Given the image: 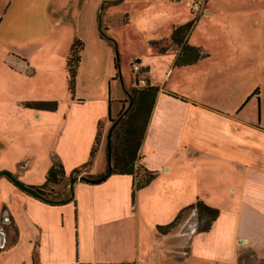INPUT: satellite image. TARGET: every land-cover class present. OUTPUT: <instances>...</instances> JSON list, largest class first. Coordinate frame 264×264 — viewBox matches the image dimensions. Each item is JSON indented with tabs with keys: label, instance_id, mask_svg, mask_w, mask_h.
<instances>
[{
	"label": "crops",
	"instance_id": "0c3cea01",
	"mask_svg": "<svg viewBox=\"0 0 264 264\" xmlns=\"http://www.w3.org/2000/svg\"><path fill=\"white\" fill-rule=\"evenodd\" d=\"M11 4L12 0H0L1 36ZM215 11L208 10L206 16ZM186 39L208 52L203 45L190 43L189 36ZM94 40L106 59L97 56L94 68L90 62L89 92L68 99L63 116L61 102L55 111L22 106L32 99L27 95L29 75L35 76L37 69L25 53L0 44V106L18 123L32 118L60 127L51 154L54 162L63 165L65 179L49 190L70 181L75 170L90 161L100 126L103 133L93 164L76 177L99 176L108 167L109 121L123 111L131 79L129 71L120 65L116 68L113 44L101 37ZM161 41L163 45L150 54L165 57L161 71L154 62L136 56L139 68L148 70L147 81L160 87L140 150L144 165L157 172V178L135 192L129 175L115 174L99 184L77 180L73 200L66 203L63 199L45 202L7 178L0 180V204L8 209L15 232L9 246L0 251V264H238L239 259L258 264L264 260V162L256 149L264 150V136L251 130L238 135L231 114L223 113L222 118L216 109L174 91L172 78L178 84L187 69L198 67L202 60L176 67L181 47L173 40L176 50L165 39L152 43ZM116 80L121 86L114 100L112 82ZM248 124L256 127V123ZM46 181L47 177L45 182L26 183L42 187ZM198 200L219 211L209 231H198L194 209L197 228L193 224L190 231L177 226L167 234L159 232L158 227L169 225ZM23 241L27 250L20 255Z\"/></svg>",
	"mask_w": 264,
	"mask_h": 264
},
{
	"label": "rangeland",
	"instance_id": "374dc122",
	"mask_svg": "<svg viewBox=\"0 0 264 264\" xmlns=\"http://www.w3.org/2000/svg\"><path fill=\"white\" fill-rule=\"evenodd\" d=\"M195 2L201 3L198 11ZM214 8L215 14L206 16ZM188 23H193L190 43L203 45L210 56L198 67L187 69L185 79L178 84L173 77L170 86L200 106L216 109L222 118L223 113L231 114L239 127L238 135L251 130L264 136V0H12L2 23L0 44L25 53L32 68L37 69L35 76L29 75V101L61 102L63 116L68 99L89 92L90 62L94 68L97 56L106 59L94 38L115 43V59L125 72L129 71L130 92L135 84L132 65L136 56L154 62L161 71L165 57L150 56L156 50L152 41L165 39L176 50L171 34L174 28ZM75 39L82 40L85 48L71 94L67 57ZM120 86L119 81L112 82L114 100ZM256 91L258 95H254ZM128 100L126 95L123 102L127 108ZM22 106L26 107L24 103ZM123 111L112 120L120 118ZM9 116V110L0 106V173L10 172L28 187H33L26 183L28 180L45 182L55 163L51 152L60 127L45 126L43 120L32 118L18 123ZM249 122L256 127H250ZM113 125L109 121L110 129ZM256 149L264 162V150ZM6 178L1 176L0 180ZM69 184L64 182L46 196L55 201L64 199L70 193ZM192 216L193 212L187 214L178 227L190 231L195 224L197 228V216ZM26 242L19 248L20 255L26 253ZM238 264L249 262L239 259Z\"/></svg>",
	"mask_w": 264,
	"mask_h": 264
},
{
	"label": "trees",
	"instance_id": "16d2710c",
	"mask_svg": "<svg viewBox=\"0 0 264 264\" xmlns=\"http://www.w3.org/2000/svg\"><path fill=\"white\" fill-rule=\"evenodd\" d=\"M193 23L174 28L171 39L176 42L180 47V53L178 54L175 66L185 67L197 64L200 60L209 57V53L203 50L201 47L191 46L188 44L187 37L190 35ZM186 39V40H185ZM113 45L115 44L111 41ZM154 46L163 45V42H153ZM115 46V45H114ZM85 44L80 39H75L70 48L69 55L67 57V71L69 79V88L71 94H74L76 88V78L78 70L82 61V52L84 51ZM116 68L119 70V65L116 61ZM147 71L140 70L135 75V84L130 92L127 93L129 108L125 107L120 118L110 121L114 122V127L111 135L110 142V166L108 164L107 170L104 174L99 176L85 177L84 181L91 184H99L106 181L110 176L129 175L134 179V192L137 190L148 187L156 178L158 173L149 170L143 161V157L140 153L141 147L144 143L145 134L149 126V122L157 101L160 87L152 85L147 81ZM145 78V84L141 81ZM168 95L186 101L185 98L179 97L177 94L167 92ZM256 91L254 95H258ZM253 95V96H254ZM250 100V98L248 99ZM24 105L30 109L36 110H57L58 104L56 102H24ZM101 128L99 127V133L96 138L95 145L91 151V159L80 169L75 170L73 177L80 175L83 170L90 169L93 161L98 152L101 143ZM109 148V146L107 147ZM109 161V156H108ZM65 179V170L60 162H55L51 167L47 181L42 187H31L37 190L43 195H47L52 185L60 184ZM51 191V190H50ZM72 193H69L61 202L66 203L72 201ZM55 201V200H54ZM194 209L197 211L199 220L198 231L207 232L211 229L214 221L219 216V211L209 207L203 201L198 200L195 204L183 209L177 215V217L167 226H160L158 230L160 233L167 234L175 229L183 221V219L192 212Z\"/></svg>",
	"mask_w": 264,
	"mask_h": 264
},
{
	"label": "water",
	"instance_id": "95a60500",
	"mask_svg": "<svg viewBox=\"0 0 264 264\" xmlns=\"http://www.w3.org/2000/svg\"><path fill=\"white\" fill-rule=\"evenodd\" d=\"M113 127H114V125L110 129L109 135H108V146H109V148H108V156H109L108 164H109V166H110V142H111V135H112ZM1 176L7 177L18 188H20L24 192H26V193H28V194H30V195L38 198V199H41V200H43L45 202H49V203H58V202H56V201L48 198L47 196L39 193L34 188H31V187L26 186L21 181H19L13 174H11L10 172H2V173H0V178H1ZM77 180L84 181L85 180V177H80V178L79 177H74V178H71V180H70V191H71L72 194H73L74 184H75V182Z\"/></svg>",
	"mask_w": 264,
	"mask_h": 264
},
{
	"label": "flooded vegetation",
	"instance_id": "af4514ba",
	"mask_svg": "<svg viewBox=\"0 0 264 264\" xmlns=\"http://www.w3.org/2000/svg\"><path fill=\"white\" fill-rule=\"evenodd\" d=\"M12 228L13 223L9 217L8 209L5 207H0V251L2 249H6L9 246L11 240L14 239L15 232L12 231Z\"/></svg>",
	"mask_w": 264,
	"mask_h": 264
},
{
	"label": "built area",
	"instance_id": "2783aa9c",
	"mask_svg": "<svg viewBox=\"0 0 264 264\" xmlns=\"http://www.w3.org/2000/svg\"><path fill=\"white\" fill-rule=\"evenodd\" d=\"M194 8H195V10H200V8H201V3L200 2H195V4H194ZM140 68H139V66L135 63L134 65H133V71L135 72V73H139L140 72ZM143 84H145V79H142V81H141Z\"/></svg>",
	"mask_w": 264,
	"mask_h": 264
}]
</instances>
